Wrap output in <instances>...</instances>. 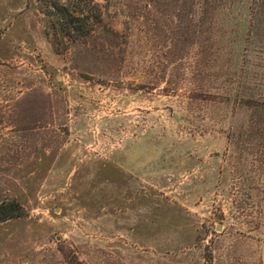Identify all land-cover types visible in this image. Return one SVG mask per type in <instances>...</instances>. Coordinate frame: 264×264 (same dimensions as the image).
Listing matches in <instances>:
<instances>
[{
	"label": "rangeland",
	"instance_id": "obj_1",
	"mask_svg": "<svg viewBox=\"0 0 264 264\" xmlns=\"http://www.w3.org/2000/svg\"><path fill=\"white\" fill-rule=\"evenodd\" d=\"M10 201L0 264H264V0H0Z\"/></svg>",
	"mask_w": 264,
	"mask_h": 264
},
{
	"label": "trees",
	"instance_id": "obj_2",
	"mask_svg": "<svg viewBox=\"0 0 264 264\" xmlns=\"http://www.w3.org/2000/svg\"><path fill=\"white\" fill-rule=\"evenodd\" d=\"M204 3L209 4V0H204ZM217 6L219 5L215 4V7ZM21 215L20 204L17 201L0 203V222Z\"/></svg>",
	"mask_w": 264,
	"mask_h": 264
}]
</instances>
